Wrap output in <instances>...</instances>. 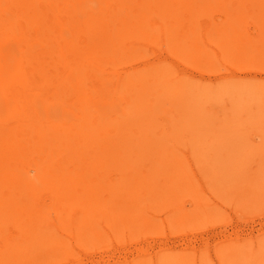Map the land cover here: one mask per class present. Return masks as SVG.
Here are the masks:
<instances>
[{"label":"bare ground","instance_id":"1","mask_svg":"<svg viewBox=\"0 0 264 264\" xmlns=\"http://www.w3.org/2000/svg\"><path fill=\"white\" fill-rule=\"evenodd\" d=\"M251 23L255 33L249 31ZM208 36L218 51L204 41ZM156 44L171 54L186 52L182 59L206 64L210 72L219 69L216 61L223 52L230 67L252 66L264 60V0H0V264L68 258L62 241L50 239L53 217L57 228L68 224L80 234L79 244L83 236L89 242L111 236L114 228L104 226L108 219L144 220L138 215L158 195L146 186L148 166L136 159L148 145L160 150V190L177 198L192 188L176 157L173 135L183 122L192 130L210 124L214 108L206 105L215 91H208L209 101L202 98L207 90H192L195 77H170L157 67L159 62L142 74L120 73L113 65L142 58ZM216 75L222 82L242 78ZM157 85L160 93L154 91ZM146 100L179 104L167 130L149 119L153 105ZM254 118L260 122L256 127L264 128V118ZM132 124L142 126L131 129ZM196 134L197 151L202 157L212 155L214 148ZM125 160L127 169L122 168ZM204 166L221 190L235 179L230 170L241 167L239 161H206ZM126 175H138L143 194L118 186L128 181ZM257 178L235 186L252 204L264 201V177ZM234 190L227 193L236 194ZM244 251L222 256L226 264H256L262 256Z\"/></svg>","mask_w":264,"mask_h":264},{"label":"rangeland","instance_id":"2","mask_svg":"<svg viewBox=\"0 0 264 264\" xmlns=\"http://www.w3.org/2000/svg\"><path fill=\"white\" fill-rule=\"evenodd\" d=\"M253 25H249L251 33H255ZM209 38L210 36L207 39L204 37V41L213 43L212 48L218 51V46ZM185 53L171 54L159 44L149 45L145 49L144 57L113 65L120 73L127 69L132 73L142 74L147 72L150 63L155 65V62H159L157 67L166 69L170 77L182 76L184 81L186 78L191 80V77H195L192 79V90L198 87L207 90L205 95L202 93V98L209 101L210 98L206 97L211 96L208 91H215L213 103L207 102L206 105L214 108L209 112L212 118L210 124H205L204 129L192 130L183 122L181 127L175 128L173 135L176 157L182 162L181 168L185 170V176L188 175L187 179L192 183V188L180 192L177 198L169 197L165 188L160 190L158 175L164 177L158 159V156L161 157L160 150L156 152L149 145L146 146L145 153L144 149L140 152L143 156L136 159L144 161V165L148 166L146 186L153 188L158 195L152 200L153 204L146 207L145 213L138 215L144 216V220L126 222L118 218L113 220L116 224L110 226L114 222L108 219L104 226L105 230L114 228L111 229L114 231L111 236L97 241L91 239L90 242L83 236L84 240L79 244L80 234L67 228L68 224L63 229L57 228V220L53 217L50 222V239L61 240L69 255L68 258L59 257L55 261L53 259L50 264H177L179 261L181 264H226V255H222L238 248H244L243 255L260 253L258 256H262L256 264H264V201L260 204L245 201L248 198L245 197V191L235 187L242 180L251 181L255 175L258 178L264 177V128H257L260 122H254V116L259 117L258 119L264 118V60L257 61L252 66L232 64L230 67L226 58L227 52H223L216 61L219 69L210 72L204 67L206 64L198 66L182 59ZM260 57L264 59V56ZM219 73L236 74L242 78L222 82L223 78L222 81L216 80L215 76ZM158 89L157 85L154 91L159 92ZM221 90L222 94L219 93ZM145 103L153 105L150 107L153 113L149 119L157 124L158 129H166L170 119L174 120L180 111L179 104L160 105L149 100ZM222 103L227 105L223 108L220 106ZM203 119L206 120L205 117ZM261 124L264 126V122ZM141 126L132 124L131 129ZM196 132L201 134V139L205 137L204 145L214 148H210L212 155L202 157V153L197 151ZM224 153H227L226 156H223ZM232 154L236 155L231 156ZM166 156L167 154L162 155L163 158ZM206 161L209 165L239 161L241 167L238 172L230 170V173L235 174V179L227 183V189L221 190V185L214 182L211 173L204 166ZM122 166L127 169L130 163L125 160ZM171 174L172 170L166 178ZM125 177L128 181L118 183L119 187L126 184L129 185L130 194H143L145 187L141 180L135 181L138 175H134L132 179L128 175ZM178 189L180 187L176 190ZM229 189H235L236 194H228ZM199 198L201 205L198 204ZM137 209L134 207V211ZM207 211L211 214L205 216ZM127 217L130 218L131 215ZM251 235L254 236L253 239ZM226 239L230 240L227 244L223 243ZM159 252L157 262L156 254ZM75 257H78V262L74 261Z\"/></svg>","mask_w":264,"mask_h":264}]
</instances>
